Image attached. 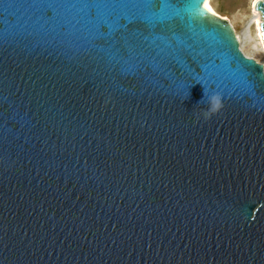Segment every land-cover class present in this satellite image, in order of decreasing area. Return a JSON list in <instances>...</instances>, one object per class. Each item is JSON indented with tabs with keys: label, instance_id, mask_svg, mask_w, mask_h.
<instances>
[{
	"label": "water",
	"instance_id": "water-1",
	"mask_svg": "<svg viewBox=\"0 0 264 264\" xmlns=\"http://www.w3.org/2000/svg\"><path fill=\"white\" fill-rule=\"evenodd\" d=\"M205 1L0 0V264H264V67Z\"/></svg>",
	"mask_w": 264,
	"mask_h": 264
},
{
	"label": "rangeland",
	"instance_id": "rangeland-1",
	"mask_svg": "<svg viewBox=\"0 0 264 264\" xmlns=\"http://www.w3.org/2000/svg\"><path fill=\"white\" fill-rule=\"evenodd\" d=\"M256 0H210V5L217 15L227 18L232 25L239 42L242 53L254 59L264 67V54L259 52V44L256 43L255 28L253 27L256 18L253 4ZM260 14V13H259ZM261 16V15H260ZM256 46L252 52V47Z\"/></svg>",
	"mask_w": 264,
	"mask_h": 264
},
{
	"label": "clouds",
	"instance_id": "clouds-1",
	"mask_svg": "<svg viewBox=\"0 0 264 264\" xmlns=\"http://www.w3.org/2000/svg\"><path fill=\"white\" fill-rule=\"evenodd\" d=\"M221 108V100L218 95H208L206 99V107L202 108L199 113L201 119L207 120L216 114Z\"/></svg>",
	"mask_w": 264,
	"mask_h": 264
},
{
	"label": "bare ground",
	"instance_id": "bare-ground-1",
	"mask_svg": "<svg viewBox=\"0 0 264 264\" xmlns=\"http://www.w3.org/2000/svg\"><path fill=\"white\" fill-rule=\"evenodd\" d=\"M257 1H258V0H256L255 3H256ZM205 2L208 4V9H207V10H208L209 12H211V13L217 15L216 12L212 9V7H211V5H210V0H206ZM255 3H254V4H255ZM253 10H254V7H253ZM254 12H255V10H254ZM255 15H256V18L254 19V23H253L252 25H253V27L255 28V34H256L255 38H256V43L259 44V47H260V48H258V49H259V52L264 54V45H263V41H262V38H261V28H260V27H261V22H260L261 16H260V14L257 13V12H255ZM217 16H219V15H217ZM219 17H220V16H219ZM225 19H227V18H225ZM227 20H228V19H227ZM256 46H257V45H256ZM256 46L254 45V46L252 47V52H253V53H255L254 49H255Z\"/></svg>",
	"mask_w": 264,
	"mask_h": 264
},
{
	"label": "snow or ice",
	"instance_id": "snow-or-ice-1",
	"mask_svg": "<svg viewBox=\"0 0 264 264\" xmlns=\"http://www.w3.org/2000/svg\"><path fill=\"white\" fill-rule=\"evenodd\" d=\"M203 6L205 9H208V4L206 2L204 3ZM253 7H255V4H253ZM262 39H264V34H262Z\"/></svg>",
	"mask_w": 264,
	"mask_h": 264
}]
</instances>
